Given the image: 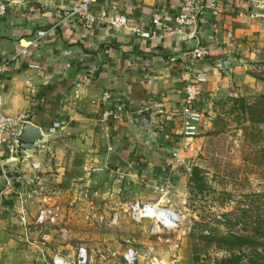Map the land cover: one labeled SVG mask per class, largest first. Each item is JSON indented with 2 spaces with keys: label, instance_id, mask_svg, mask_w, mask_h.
Wrapping results in <instances>:
<instances>
[{
  "label": "crops",
  "instance_id": "0c3cea01",
  "mask_svg": "<svg viewBox=\"0 0 264 264\" xmlns=\"http://www.w3.org/2000/svg\"><path fill=\"white\" fill-rule=\"evenodd\" d=\"M76 1L8 0L5 1L9 4L8 12L0 16V60L13 57L5 74L0 75L3 108L12 116L25 115L46 136L44 149L20 163L16 160L15 169L28 177L31 162L38 161L39 171L47 177L44 194L25 188L27 195L37 200L33 212L29 205L26 209L21 206L16 191L7 186L0 165V208H3L0 211L6 213V198L13 192L14 207L22 212L21 219L28 217L26 226L22 221L12 226L6 222L7 217H0V241L13 240L9 237L15 235L32 244L30 241L35 240L27 229H42L34 221L44 198L65 205L77 198V207L85 199L83 195H87L88 189L79 190L85 185L97 183L95 194L105 199L116 198L122 188L118 183L128 176L131 179L122 189L132 201L157 200L140 190L142 185H156L159 178L168 176L172 180L169 171L184 160L183 154L188 155L189 141L185 140L181 147L177 141L181 132L182 90L188 78L186 53L196 41L183 40L178 32L180 26L174 22L183 0L98 1L100 8L126 13L137 30H149L153 16L162 14L177 30L163 39L140 37L130 29H111L106 23L87 29L81 21L71 18L56 28L52 36L43 39L38 48L30 46L38 30L54 27ZM255 7H261L262 11ZM206 12H201L197 25H191L210 50V57L201 62L209 80L199 101L204 113L200 132L211 125L219 106L230 96H237L238 86L245 82L253 85V78L245 70L258 40L264 37V0H216L215 6ZM27 46L30 53L20 55L19 51ZM224 55L232 63L229 70L218 64ZM29 64L39 67L31 68ZM104 93L112 98L104 99ZM117 104L123 106L125 113L114 119L108 113ZM146 109L154 111L153 120L148 132H143L128 115ZM55 122L60 126L50 130ZM175 151L178 157H174ZM103 213L99 206V216H104ZM47 236L50 235L44 234V238ZM68 241L63 245L68 247L60 251L63 254L78 247ZM106 245L120 255L105 264H121V254L130 245L122 251ZM35 251L38 259L47 257L43 249ZM53 251L54 248L48 256L52 257Z\"/></svg>",
  "mask_w": 264,
  "mask_h": 264
},
{
  "label": "rangeland",
  "instance_id": "374dc122",
  "mask_svg": "<svg viewBox=\"0 0 264 264\" xmlns=\"http://www.w3.org/2000/svg\"><path fill=\"white\" fill-rule=\"evenodd\" d=\"M246 67L245 73L253 78V85L245 82L238 86L237 96H230L216 110L211 125L188 140V155L183 154L184 160L168 173L172 180L171 186L165 188L169 191L166 198L181 214L179 225L152 233L149 221L136 223L125 212L118 224L109 225V214L115 210L123 212L122 207L126 209V204L132 201L122 189L131 179L125 176L120 178L118 184L122 188L116 198L105 199L95 194L97 183L79 187L89 191L79 201L80 206L69 211L68 242L72 246L82 244L97 251L103 244H110L122 251L130 245L139 252L136 264H217L233 255L240 256V264H264V37L258 40ZM182 163L186 167H181ZM163 181L164 178H159L157 183L161 186ZM149 185H142L140 190L159 199L161 189L156 191L153 184ZM22 191L26 200L21 206L26 209L29 205L34 212L37 200L29 197L25 188ZM14 199V193L10 192L6 213L0 211V217H7L6 222L12 226L22 221V212L14 207ZM89 202L100 206V213L105 212L101 219L84 210ZM27 233L35 240L30 241L32 244L15 235L9 237L13 240L0 241V264H48L51 249L62 251L68 247L63 246L65 241L59 231L50 227L41 230L32 227ZM44 234L50 236L44 238ZM234 235L249 236L248 244L238 241L244 246L231 251L228 246L237 241ZM40 249L47 254L45 262L38 260L35 250ZM120 263L124 261L120 259Z\"/></svg>",
  "mask_w": 264,
  "mask_h": 264
},
{
  "label": "built area",
  "instance_id": "2783aa9c",
  "mask_svg": "<svg viewBox=\"0 0 264 264\" xmlns=\"http://www.w3.org/2000/svg\"><path fill=\"white\" fill-rule=\"evenodd\" d=\"M98 1L99 0L76 1L64 18L54 27L38 30L30 46L38 48L43 39L52 36L56 28L67 19L71 18L81 21L83 27L87 29H93L100 23H106L111 29H130L138 36L152 40L163 39L166 35L177 31L171 27L169 21L160 13H156L153 16L152 27L149 30H137L133 26L132 19L126 13L121 11H107L105 8L98 7ZM215 4L216 0H206V3L203 0H183L180 4V12L174 17V22L180 26L178 32L181 33L182 39L187 42L196 41L186 53L188 78L182 90L183 100L180 111L181 132L177 141L179 147L185 144V140L194 139L199 134L200 126L204 119V113L199 107V101L203 93V86L209 80V73L206 68L201 65V62L210 57V50L200 41L197 30L193 26L197 25L201 12L207 10V14L209 9L215 6ZM8 7L9 4L7 2L0 0V16H5L7 14ZM210 15L211 14H208V16ZM186 27L189 29L182 30L183 28L186 29ZM30 46L21 49L19 54L22 56L29 54ZM11 59H13V57H6L0 60V75L5 74ZM29 67L38 68L39 65L29 64ZM103 97L104 99H110L112 95L104 93ZM124 113L123 106L117 104L114 110L109 111L108 114L114 119H119ZM25 120V115L12 116L6 113L0 96V165L3 168L2 174L6 179L7 186L16 191L18 201L21 204L26 200L24 197L26 193L22 191V188L29 187L38 195L41 193L44 194L46 191L44 182L47 181V177L39 171L40 162L38 161L31 162L32 171L28 177H26L22 171L17 172L15 165H7L17 160L16 135L19 133L20 124ZM59 126L60 123L55 122L53 127H50V130H55ZM45 142L46 136L43 141L36 143L29 158L32 157L37 150H43ZM48 152H51L50 149H48ZM174 157H178V151L174 152ZM169 186H171L170 176L164 179L161 186L159 184L152 186L156 191L161 189L163 192L159 199L146 201L135 199L130 201L126 204V209L124 206L122 207V210H124L123 212L115 210L112 215L109 216V225L118 224L122 213L125 212L128 214L129 218L136 223L149 221L152 224V233H158L160 229L170 230L176 228L181 220V214L179 210L170 203V200L166 198L168 197L169 191L165 190V188ZM45 199L46 198H44L43 203L37 211L34 221L35 225L41 228L50 227L59 231L62 240L68 241L71 234V228L68 225L69 211L71 208L75 207L77 198L68 201L66 205L60 201L48 202ZM84 210L92 214L95 219L102 218V216H99V207L96 206L94 202H89ZM22 222L25 226L27 225L25 218H22ZM119 255V252L107 245L99 248L97 251L85 245H78L73 251H68L64 254L60 251H53V256L50 257L51 262L48 264H96L97 262L105 264L110 260L117 259ZM121 255L126 264H136L139 260V252L135 247H128ZM38 260L40 262L47 261L45 256H41ZM28 264L37 263L31 262Z\"/></svg>",
  "mask_w": 264,
  "mask_h": 264
},
{
  "label": "water",
  "instance_id": "95a60500",
  "mask_svg": "<svg viewBox=\"0 0 264 264\" xmlns=\"http://www.w3.org/2000/svg\"><path fill=\"white\" fill-rule=\"evenodd\" d=\"M257 10H261V7H255ZM218 64L225 70H229L231 61H229L228 55H224L218 61ZM152 109H146L144 111L132 112L128 115V119L135 124V126L143 132H148L149 127L152 124ZM45 139V135L41 127L30 120H25L20 124L19 133L16 135L17 147L16 156L17 162L20 163L22 159H28L32 150L37 142H41ZM14 161L12 165L17 163ZM181 167H186L185 163H182Z\"/></svg>",
  "mask_w": 264,
  "mask_h": 264
},
{
  "label": "trees",
  "instance_id": "16d2710c",
  "mask_svg": "<svg viewBox=\"0 0 264 264\" xmlns=\"http://www.w3.org/2000/svg\"><path fill=\"white\" fill-rule=\"evenodd\" d=\"M241 100L244 101L243 98H241ZM195 170L198 171V168H195ZM233 238L237 241L236 243H232L228 246L231 251H233L235 248H239L240 246H244L238 241H243L245 242L244 244H248L247 242H249L250 237L246 235H234ZM239 262L240 256L233 255L231 257L222 258L220 261L217 262V264H240Z\"/></svg>",
  "mask_w": 264,
  "mask_h": 264
}]
</instances>
